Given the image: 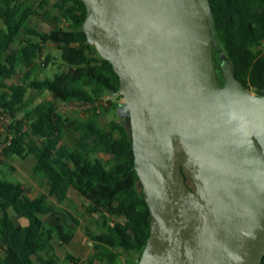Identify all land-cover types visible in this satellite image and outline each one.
<instances>
[{"label":"water","instance_id":"1","mask_svg":"<svg viewBox=\"0 0 264 264\" xmlns=\"http://www.w3.org/2000/svg\"><path fill=\"white\" fill-rule=\"evenodd\" d=\"M120 78L151 234L135 264H262L264 95L214 60L209 0H82ZM193 180L194 186L187 181Z\"/></svg>","mask_w":264,"mask_h":264},{"label":"trees","instance_id":"2","mask_svg":"<svg viewBox=\"0 0 264 264\" xmlns=\"http://www.w3.org/2000/svg\"><path fill=\"white\" fill-rule=\"evenodd\" d=\"M19 1L0 0V57L5 55L0 59V110L12 119L18 117L8 125L4 139L0 131V154L4 159L33 155L34 174L46 180L49 190L32 197L21 181L0 177V264H60L54 241L70 245L82 224L64 206L71 188L87 199V213L103 218L104 229L99 233L88 229L93 252L84 259L69 252V264H135L151 234V211L135 169L128 121L117 113L110 129L104 130L94 116L67 118L59 112L60 101L78 100L93 106L102 102L111 91L119 90V75L88 41L84 30L87 8L82 0H57L58 14L49 31L28 25L37 10L23 8ZM209 1L217 42L214 60L221 82L220 60L225 58L246 88L264 95V0ZM47 4L48 0H39L40 9L48 14ZM62 18L68 21L65 28L58 25ZM23 30L39 42L29 40L13 48ZM49 42L61 50L68 69L52 78H33L40 43ZM21 66L27 68L22 82L9 84ZM45 87L51 96L19 118L28 89ZM110 103L117 109L118 104ZM64 131L78 134L84 143L92 141L94 149H68L57 155ZM98 147L110 155L106 161L95 155ZM108 215L116 219L109 220ZM13 236L18 247L12 243ZM21 249L29 254L23 256ZM133 252L138 254L133 263L123 260L125 253Z\"/></svg>","mask_w":264,"mask_h":264},{"label":"rangeland","instance_id":"3","mask_svg":"<svg viewBox=\"0 0 264 264\" xmlns=\"http://www.w3.org/2000/svg\"><path fill=\"white\" fill-rule=\"evenodd\" d=\"M57 0H48V10L47 14L44 10L39 7V0H20L19 4L25 8L27 6H33L37 12L31 15L28 25L32 28L49 31L52 28L54 23L53 18L57 16L58 11L55 6ZM48 12V11H47ZM2 19L0 18V25H2ZM68 21L62 18V21L58 23L61 27H67ZM29 40H34L39 42L38 37L30 35L27 31L23 30L20 34V37L13 44V48L21 47L26 45ZM264 49V45L262 46ZM5 55H2L0 59H3ZM35 70L33 72V78L36 79H46L52 78L55 73L66 71L68 66L62 60L61 50L54 43H40L39 56L35 59ZM27 68L21 66L18 73L7 82L18 83L22 82L23 75ZM254 93V92H253ZM51 96V93L47 87L42 89L29 88L25 103L23 108L19 112V118H21L25 112L39 102H42L48 99ZM110 101L113 104H122L124 103V98L122 95L110 94L106 95L102 102H97L94 106L91 104H86L78 100H73L70 102L60 101L59 112L62 116L67 118H89L95 117L99 122L100 126L104 130L110 129V122L117 118L118 106L117 109L111 105ZM96 114V115H94ZM28 126V124H27ZM8 125L0 126V131H3L2 139L6 134ZM3 146L2 144L0 145ZM92 141L86 143L82 142L79 139V135L76 133H71L64 131L62 134L61 141L57 146V155H64L65 152L73 149H94ZM95 155L100 156L103 160H107L110 155L106 153L101 147L94 150ZM36 162V159L33 155L27 154L25 156L13 155L9 159H4L0 154V177L10 180V181H21L30 196L35 197L42 193H48L49 186L46 180L39 178L34 174L33 167ZM187 181L191 186H194L193 180L188 175ZM55 199L51 198V202H54ZM88 201L86 198L81 196L75 189L71 188L69 191V197L64 203V206L72 210L76 215L82 220V224L79 230L76 233L75 238L72 240L70 245H59L57 241H54L56 246V254L60 257V264H69L66 260L67 253H71L75 256L86 258L93 252V244L90 242L88 237V229L92 232H102L103 231V218L98 215H91L86 212V205ZM109 220H115L116 217L113 215H108ZM24 222H27L26 220ZM138 257V254L125 253L123 255V260H128L130 263H133ZM136 263V262H135Z\"/></svg>","mask_w":264,"mask_h":264},{"label":"built area","instance_id":"4","mask_svg":"<svg viewBox=\"0 0 264 264\" xmlns=\"http://www.w3.org/2000/svg\"><path fill=\"white\" fill-rule=\"evenodd\" d=\"M17 119L18 117L12 119L7 112L0 110V126L9 125L12 121Z\"/></svg>","mask_w":264,"mask_h":264},{"label":"crops","instance_id":"5","mask_svg":"<svg viewBox=\"0 0 264 264\" xmlns=\"http://www.w3.org/2000/svg\"><path fill=\"white\" fill-rule=\"evenodd\" d=\"M76 236V235H75ZM75 238V237H74ZM12 243H13V245L15 246V247H18L19 246V241H18V239L16 238V237H12ZM21 254L23 255V256H27L29 253L26 251V250H24V249H21ZM0 254H3V252H2V250H0Z\"/></svg>","mask_w":264,"mask_h":264},{"label":"flooded vegetation","instance_id":"6","mask_svg":"<svg viewBox=\"0 0 264 264\" xmlns=\"http://www.w3.org/2000/svg\"><path fill=\"white\" fill-rule=\"evenodd\" d=\"M217 70H218V68H217Z\"/></svg>","mask_w":264,"mask_h":264}]
</instances>
